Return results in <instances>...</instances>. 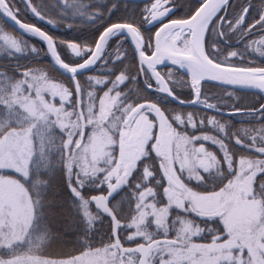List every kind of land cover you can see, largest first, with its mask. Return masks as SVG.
I'll return each instance as SVG.
<instances>
[{
  "label": "clouds",
  "instance_id": "1",
  "mask_svg": "<svg viewBox=\"0 0 264 264\" xmlns=\"http://www.w3.org/2000/svg\"><path fill=\"white\" fill-rule=\"evenodd\" d=\"M20 3L0 169L27 219L0 264H264V0H143L94 41L57 33L120 0Z\"/></svg>",
  "mask_w": 264,
  "mask_h": 264
},
{
  "label": "rangeland",
  "instance_id": "2",
  "mask_svg": "<svg viewBox=\"0 0 264 264\" xmlns=\"http://www.w3.org/2000/svg\"><path fill=\"white\" fill-rule=\"evenodd\" d=\"M26 219L27 213L20 203L12 177L0 176V247L5 246L11 238V232L6 225L23 224Z\"/></svg>",
  "mask_w": 264,
  "mask_h": 264
},
{
  "label": "trees",
  "instance_id": "3",
  "mask_svg": "<svg viewBox=\"0 0 264 264\" xmlns=\"http://www.w3.org/2000/svg\"><path fill=\"white\" fill-rule=\"evenodd\" d=\"M120 7L117 10L113 11V13L104 21L103 24L99 25L95 29L91 31H84L82 33L76 34L73 36L70 32L69 33H57L59 35H64L66 38H75V39H88V40H95L100 31L103 28L112 23V22H124L125 20L135 19L139 14L140 8L143 6V2H129L120 0ZM127 5V6H125ZM17 6L22 7L20 0H17ZM11 177V176H9Z\"/></svg>",
  "mask_w": 264,
  "mask_h": 264
},
{
  "label": "snow or ice",
  "instance_id": "4",
  "mask_svg": "<svg viewBox=\"0 0 264 264\" xmlns=\"http://www.w3.org/2000/svg\"><path fill=\"white\" fill-rule=\"evenodd\" d=\"M251 14V11H249V15ZM8 19L11 20L13 23H16L17 21L23 22V16L20 15V12L18 9L13 8L11 13L8 14ZM123 27H131L134 28L135 24H126L121 22H112L105 26V30H110L111 28H123ZM98 39V37H97ZM0 173H2L5 176H11L13 175L10 170H3L0 169Z\"/></svg>",
  "mask_w": 264,
  "mask_h": 264
},
{
  "label": "water",
  "instance_id": "5",
  "mask_svg": "<svg viewBox=\"0 0 264 264\" xmlns=\"http://www.w3.org/2000/svg\"><path fill=\"white\" fill-rule=\"evenodd\" d=\"M124 1H129V2H143V0H124Z\"/></svg>",
  "mask_w": 264,
  "mask_h": 264
},
{
  "label": "flooded vegetation",
  "instance_id": "6",
  "mask_svg": "<svg viewBox=\"0 0 264 264\" xmlns=\"http://www.w3.org/2000/svg\"><path fill=\"white\" fill-rule=\"evenodd\" d=\"M252 14H255L256 17L258 18V13L253 12V13L250 14V16H251Z\"/></svg>",
  "mask_w": 264,
  "mask_h": 264
}]
</instances>
